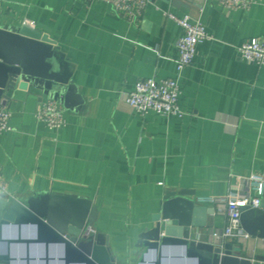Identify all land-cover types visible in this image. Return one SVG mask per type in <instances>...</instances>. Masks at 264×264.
Wrapping results in <instances>:
<instances>
[{"label":"crops","instance_id":"crops-1","mask_svg":"<svg viewBox=\"0 0 264 264\" xmlns=\"http://www.w3.org/2000/svg\"><path fill=\"white\" fill-rule=\"evenodd\" d=\"M163 12L188 15L214 37L197 47L181 76L183 118L141 115L120 99L141 79L176 76L182 30ZM26 21L63 56L75 97L65 109L67 126L58 131L36 120L48 97L31 84L0 99L12 113V131L0 134V171L9 197L58 193L93 201L95 229L106 236L116 264H139V238L155 227L153 217L168 191H191L196 203L237 192L242 177L264 175V66L238 53L264 36V0L231 13L212 0H151L137 21L118 16L101 0H0V29H21ZM212 222L213 228L200 231L203 241L225 225L216 212ZM12 252L14 264H27L25 248ZM244 252L264 264V239L252 237ZM30 253L29 264H46L39 258L45 248L32 246ZM63 255L51 248L55 261L49 264H64ZM164 263L197 264L179 250Z\"/></svg>","mask_w":264,"mask_h":264},{"label":"water","instance_id":"water-1","mask_svg":"<svg viewBox=\"0 0 264 264\" xmlns=\"http://www.w3.org/2000/svg\"><path fill=\"white\" fill-rule=\"evenodd\" d=\"M169 2L170 0H164ZM189 3L192 0H186ZM197 4V3H196ZM42 33L24 25L21 29H0V99L28 84L48 99L59 101L67 109L74 100L68 65ZM188 190L168 191L160 212L153 217L155 227L139 238L144 249L139 264H165L168 254L179 250L197 264H254L243 246L225 244L217 247L203 241L200 231L214 227L215 209L197 205L189 199ZM242 228L251 237L264 239V202L259 209L242 208ZM98 210L93 201L58 193H40L26 199L0 196V264H14L18 258L13 248L27 251V264L32 260L31 248H45L40 260L49 264L51 248L64 251V264H116L105 235L95 229ZM31 231L30 237L24 231ZM91 233L84 236V231ZM8 231L12 237L6 236ZM33 260H36L35 258Z\"/></svg>","mask_w":264,"mask_h":264},{"label":"built area","instance_id":"built-area-1","mask_svg":"<svg viewBox=\"0 0 264 264\" xmlns=\"http://www.w3.org/2000/svg\"><path fill=\"white\" fill-rule=\"evenodd\" d=\"M111 7L118 16L137 21L144 15L151 0H101ZM223 7L227 13L237 10L249 11L257 0H212ZM159 10V8L157 7ZM165 18L176 23L182 30L177 42L178 58L176 76L168 79L147 78L139 80L134 89L123 93L120 99L141 115L156 113L164 117L183 118L186 113L181 107V76L193 63L197 47L213 41L214 37L200 21H192L186 15L179 17L171 12H163ZM26 26L34 27V23L26 21ZM241 59L247 63L264 66V36L251 39L238 48ZM36 120L50 131H58L67 126L66 110L62 103L47 99L42 101L35 112ZM12 113L6 104L0 102V134L12 131L10 121ZM239 190L222 197L197 198L199 205L215 208L217 215L225 219L221 229L211 232L209 243L221 247L229 240L237 241L245 249L252 238L242 228V208L259 209L264 199V175L252 173L239 179ZM0 196H8L7 182L0 171ZM91 235L87 230L84 236ZM201 236V234H200Z\"/></svg>","mask_w":264,"mask_h":264}]
</instances>
